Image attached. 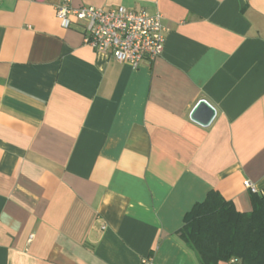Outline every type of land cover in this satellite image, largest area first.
Wrapping results in <instances>:
<instances>
[{"label":"crops","instance_id":"obj_1","mask_svg":"<svg viewBox=\"0 0 264 264\" xmlns=\"http://www.w3.org/2000/svg\"><path fill=\"white\" fill-rule=\"evenodd\" d=\"M60 1L0 0V264H198L175 234L192 205L264 192V0H70L160 13L137 67Z\"/></svg>","mask_w":264,"mask_h":264},{"label":"trees","instance_id":"obj_2","mask_svg":"<svg viewBox=\"0 0 264 264\" xmlns=\"http://www.w3.org/2000/svg\"><path fill=\"white\" fill-rule=\"evenodd\" d=\"M251 209L238 211L210 189L183 217L176 236L198 264H264V192H252Z\"/></svg>","mask_w":264,"mask_h":264},{"label":"built area","instance_id":"obj_3","mask_svg":"<svg viewBox=\"0 0 264 264\" xmlns=\"http://www.w3.org/2000/svg\"><path fill=\"white\" fill-rule=\"evenodd\" d=\"M55 15L63 27L74 23L82 25L85 43L133 67L144 60L152 61L162 53L165 27L158 12L148 14L144 9L124 5L107 9L92 5L74 7L70 0H61L56 5ZM244 185L250 192L258 193L249 180ZM233 261L231 259L230 263ZM139 264H153V261L142 257Z\"/></svg>","mask_w":264,"mask_h":264},{"label":"water","instance_id":"obj_4","mask_svg":"<svg viewBox=\"0 0 264 264\" xmlns=\"http://www.w3.org/2000/svg\"><path fill=\"white\" fill-rule=\"evenodd\" d=\"M214 113L213 106L205 99H200L193 107L190 116L192 119L206 124L212 119Z\"/></svg>","mask_w":264,"mask_h":264}]
</instances>
